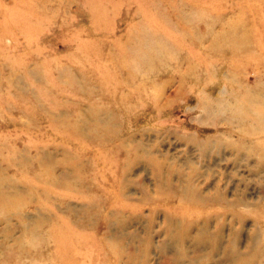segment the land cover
Returning <instances> with one entry per match:
<instances>
[{
  "label": "rangeland",
  "instance_id": "374dc122",
  "mask_svg": "<svg viewBox=\"0 0 264 264\" xmlns=\"http://www.w3.org/2000/svg\"><path fill=\"white\" fill-rule=\"evenodd\" d=\"M0 264H264V0H0Z\"/></svg>",
  "mask_w": 264,
  "mask_h": 264
},
{
  "label": "bare ground",
  "instance_id": "6f19581e",
  "mask_svg": "<svg viewBox=\"0 0 264 264\" xmlns=\"http://www.w3.org/2000/svg\"><path fill=\"white\" fill-rule=\"evenodd\" d=\"M3 208V207H2ZM3 210H4V208H3Z\"/></svg>",
  "mask_w": 264,
  "mask_h": 264
}]
</instances>
